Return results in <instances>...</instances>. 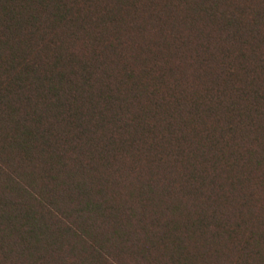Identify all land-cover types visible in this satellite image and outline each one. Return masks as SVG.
<instances>
[{
  "label": "trees",
  "instance_id": "1",
  "mask_svg": "<svg viewBox=\"0 0 264 264\" xmlns=\"http://www.w3.org/2000/svg\"><path fill=\"white\" fill-rule=\"evenodd\" d=\"M0 264H264V0H0Z\"/></svg>",
  "mask_w": 264,
  "mask_h": 264
}]
</instances>
